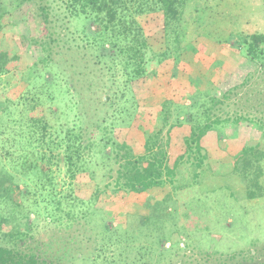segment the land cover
<instances>
[{"label": "trees", "instance_id": "trees-1", "mask_svg": "<svg viewBox=\"0 0 264 264\" xmlns=\"http://www.w3.org/2000/svg\"><path fill=\"white\" fill-rule=\"evenodd\" d=\"M214 1L13 0L14 9L29 8L26 17L38 35L23 36L19 48H0V234L9 241L0 245V264H264V246L261 254H180L179 241L172 239L175 217L166 208L169 193L149 196L141 222L113 214L122 212L118 196L174 185L187 166L196 181L207 167L210 136L232 162L222 176L237 177L246 199L264 197L261 143H239L232 134L245 124L264 138V32L230 39L247 70L224 74L222 89L213 95L185 97L189 105L176 102L167 89L170 94L147 109L153 128L139 148L126 139L142 109L135 88L166 66L172 79L183 77L176 60L188 43L184 25L193 16L188 5L196 12ZM3 13L0 21L6 22L11 15ZM157 34L161 50L150 44ZM185 123L190 130L184 148L171 156V133ZM97 167L105 170L106 182L94 186L88 198L77 197V177L93 181ZM54 172L61 175L59 196ZM13 192L25 194L15 199ZM28 197L30 206L43 204L59 214L56 259L25 247L34 211L17 216L25 221L18 222L23 230L13 226V233L5 232L10 215L27 206Z\"/></svg>", "mask_w": 264, "mask_h": 264}, {"label": "rangeland", "instance_id": "rangeland-1", "mask_svg": "<svg viewBox=\"0 0 264 264\" xmlns=\"http://www.w3.org/2000/svg\"><path fill=\"white\" fill-rule=\"evenodd\" d=\"M193 6L192 3L188 5L193 16L184 25V35L188 43H185L184 50L176 60L183 77L172 79L171 67L166 66L160 68L155 78L149 79L142 87L135 88L138 94L137 100L142 109L134 120L126 139L129 144L137 148H139L137 143L143 142L144 135L153 128L147 113L148 107L160 103L164 96L170 93L176 102H182L185 105H189V101L184 98H188L195 92L215 94L217 90L222 89L221 80L225 77L224 74H229L239 67L247 70V66L242 65L241 55L234 51L232 43L229 44L230 39L239 35L264 32V0H215L196 12L192 10ZM0 10L4 12V16L6 13L11 15L8 21H0V48H19L23 44V36L38 35L28 16L26 17L29 11L26 5L14 9L13 0H0ZM22 16L24 20L20 23ZM150 44L156 50L163 49L162 36L160 34L153 36ZM215 63L219 66L216 67ZM167 89L171 92L169 93ZM1 92L2 88H0ZM5 95H7L6 92ZM189 130V124L185 123L171 133L169 148L171 156L183 150V138L188 135ZM255 131V126L249 127L242 124L232 134L236 135V142L243 141L252 145L260 142L264 150V138L260 139ZM205 145L209 151V160L207 167L200 170L196 181L192 177L191 167L187 166L174 185H167L151 194L118 196L122 212L120 214L113 212V214L119 219L128 215L126 219L129 223L135 224L136 220L141 222V218L148 215L146 207L151 202L149 196L158 195L162 198L165 193H169L170 200L166 208L167 213L175 217L173 222L176 234L172 239L182 244L183 247L179 245L182 251L180 254L188 258L199 254H231L249 250L261 254L264 246V197L254 200L246 199L244 186L237 177L230 174L222 176L231 171L230 158L217 149L212 136L208 138ZM233 148V142H231V150ZM104 172L102 167L95 168L93 181L86 175L78 176L74 183L75 195L88 198L94 186H102L106 182L103 177ZM54 177L57 184L55 192L59 196L61 175L54 172ZM261 183L264 184V176ZM24 194H18L17 197H22ZM13 197L17 199L15 192ZM23 198H26V195ZM35 199L40 202L39 196ZM30 203V197H28L27 206L24 204L23 208L18 209L17 214L10 215L12 220L9 224H5V232L13 233V226L18 227V222H25L17 216L22 218L27 212L26 209L34 211L36 220L32 213L30 215V220H33L32 226L25 229V239L29 236L32 239L27 240L25 247L42 258L48 256L56 259L59 255L54 254L59 248V222L54 220L59 214L53 208L50 213L49 209L45 211L43 204L30 206ZM117 222L114 221L113 226ZM23 229V226L18 227V231ZM17 239L19 238L13 240ZM0 245H9L7 237L2 234H0ZM74 264L85 263L75 261Z\"/></svg>", "mask_w": 264, "mask_h": 264}, {"label": "built area", "instance_id": "built-area-1", "mask_svg": "<svg viewBox=\"0 0 264 264\" xmlns=\"http://www.w3.org/2000/svg\"><path fill=\"white\" fill-rule=\"evenodd\" d=\"M179 245H181V247H183L182 244H179ZM169 246H170V244L167 243V244H166V248H168Z\"/></svg>", "mask_w": 264, "mask_h": 264}]
</instances>
